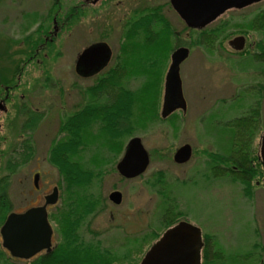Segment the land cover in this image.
Segmentation results:
<instances>
[{"label": "rangeland", "instance_id": "rangeland-1", "mask_svg": "<svg viewBox=\"0 0 264 264\" xmlns=\"http://www.w3.org/2000/svg\"><path fill=\"white\" fill-rule=\"evenodd\" d=\"M148 14L153 17L150 32L156 34L148 46L155 45L157 55L144 65L151 67L158 59L159 93L142 98L153 81L145 74L125 75L121 85L126 91H144L132 114H122L126 121L114 134L103 116L92 110L112 103L119 89L98 97L90 90L128 56H122L128 31ZM263 17L264 1L227 11L206 28L219 34L217 39L213 36V48H208L209 43L196 42L197 32L187 29L170 10L169 0H0V63L4 60L5 66L17 69L4 103L7 111L0 112V181L8 182L11 212L41 203L40 198L57 186L59 202L48 216L54 247L61 244L63 234L53 216L74 208L79 242H98L117 258V264H140L168 226L180 220L201 230L208 260L205 263L201 252L200 264H264V185L258 157L264 132V62L243 60L231 49L227 54L217 46L222 41L226 48V39L244 32L251 35V43L261 42ZM100 41L110 46L111 62L98 76L80 78L73 69L78 54ZM179 46L191 49L180 66L187 110L162 119L164 77L170 53ZM5 96L3 91L0 99ZM220 99L226 102L221 104ZM252 108L259 109L253 113ZM82 110H91V115L84 117L88 127L77 141L78 148L69 152L62 148L64 154L74 152L72 157L80 160L77 185L82 188L70 192L67 179L53 163V150L70 137L61 125ZM36 117L37 128L31 131L23 123ZM132 137L141 139L150 163L144 174L129 181L118 174L116 164ZM184 144L192 147L193 154L187 163L177 165L173 154ZM244 158L251 167L248 189L237 176V160ZM36 170L42 173L39 193L32 185ZM113 191L122 194L119 205L108 199ZM78 199L93 202L92 209L86 211L87 205ZM0 253L4 254L0 264L34 260L12 259L1 236Z\"/></svg>", "mask_w": 264, "mask_h": 264}, {"label": "water", "instance_id": "water-1", "mask_svg": "<svg viewBox=\"0 0 264 264\" xmlns=\"http://www.w3.org/2000/svg\"><path fill=\"white\" fill-rule=\"evenodd\" d=\"M263 0H170V4L182 22L192 29H201L214 22L230 9H243ZM189 50L177 48L170 56V64L164 77L163 97L160 116L166 119L174 112L185 113L186 101L182 90L180 66ZM111 51L106 43H96L84 49L77 57L75 71L78 75L89 77L100 72L110 59ZM259 159H261L264 185V132L259 141ZM189 145L180 147L173 159L177 164H184L191 158ZM149 166V155L139 137L131 138L124 153L116 164L118 174L125 179H134L142 175ZM38 176L35 175L36 184ZM59 191L55 186L45 196L42 206L26 209L23 213L11 212L0 228L2 247L11 258L30 260L38 254L51 252L53 230L48 221L47 206H54L58 201ZM110 203L119 205L122 194L119 191L109 193ZM202 233L199 228L187 222L168 228L164 234L150 246L140 264H200Z\"/></svg>", "mask_w": 264, "mask_h": 264}, {"label": "trees", "instance_id": "trees-1", "mask_svg": "<svg viewBox=\"0 0 264 264\" xmlns=\"http://www.w3.org/2000/svg\"><path fill=\"white\" fill-rule=\"evenodd\" d=\"M154 16L155 20L158 21L157 23H159L161 19L156 14H154ZM151 22H153V17L151 14H148L147 16H142V18L137 21L136 25L133 24L131 26L128 31L129 38L125 40V43L122 45V56H128H125L120 61L121 64L114 66L115 68H113V70H109V72L105 73L104 76L102 75L101 78L98 79V82L94 88H91L95 94L98 92L104 93L111 91L113 88L119 89L117 95L115 96V100L112 103L110 101L108 105L102 107V109L99 108L92 110L94 111V115H102V118L106 120V124L108 123L107 120H109V117L111 116L110 130L114 134H118L122 131V121H126V119L122 117V114H132L131 111L133 109L134 103L137 101V99L140 100V94L143 92V90H140V92L137 93H130L126 91V89L121 85V79L125 75L138 76L140 74L144 75V73L148 74L150 79H153V82L152 86L148 88L149 90L143 92L142 98L145 94L149 95L153 91V94H155V78H159L161 74L159 73L158 68L156 70V64L159 61L158 59H155L151 63V67H145L146 65H144L146 60L151 58L154 59L152 55H155V53L157 55L155 45L148 46L150 42L153 43L152 41H155L154 39H156V34L150 32L149 25ZM262 25H264V19L262 20ZM164 26L170 30V27L166 23H164ZM139 33L142 35H139ZM158 52L160 53V49ZM3 57L5 58V55H3ZM16 73L17 69L14 68L11 70L8 66H5L4 60L3 63H0V92L3 87L11 85L12 81L14 80L13 75ZM150 83L151 80L149 84ZM143 110L144 109H142L140 113H142ZM90 113L91 110H83L82 112H79L69 118L66 121L67 123L64 127H66V130H69L70 137L68 138V141L60 144L59 146H55L53 150V163L59 167L60 173H62L64 179H67L70 192H73L74 188L78 189L82 188V186L77 185L78 180L80 179V160H76V158L72 157V155L75 154L74 152L70 153V156L68 152L71 149L75 151L78 148L77 141L82 135L80 130L82 129L83 133V130H86L85 126L87 125L83 124V122L87 120L84 119V117L90 116ZM62 148L64 151L65 149L68 150V152L64 154ZM237 162L239 168V173L237 176L244 183L245 189H248V182L251 175L249 174V171L251 170V167L247 166L248 160L246 158L242 160L239 159ZM84 174L89 176V173L84 172ZM7 186V181H0V225L3 224L8 213H11L10 201L7 198ZM78 200L84 203V205H87L86 211H90L94 205L93 202H86L84 200L82 201V199ZM75 206L76 205H74V207ZM53 218H56L58 225L62 227L63 241L61 244L58 243L55 247L53 246L52 252L43 253L33 258L34 260L27 264H117V258L112 255L111 252L103 249L98 242L95 244L89 243L88 245L85 243L83 244V242H79V238L75 232L79 222L78 209L77 214L74 208H70L66 211L63 210L58 214V216H53ZM172 225L173 224L169 225L168 228ZM207 254V251L203 252L204 259L206 260L205 263L208 260ZM3 255V253H0V258L3 257Z\"/></svg>", "mask_w": 264, "mask_h": 264}, {"label": "flooded vegetation", "instance_id": "flooded-vegetation-1", "mask_svg": "<svg viewBox=\"0 0 264 264\" xmlns=\"http://www.w3.org/2000/svg\"><path fill=\"white\" fill-rule=\"evenodd\" d=\"M264 1V0H263ZM263 1H261V2H263ZM261 2H258V3H255V4H252V5H256V4H259V3H261ZM252 5H250V6H252ZM250 6H248V7H250ZM169 8H170V10H172L173 12H174V9H173V7L171 6V4H170V0H169ZM246 8V7H245ZM245 8H243V9H245ZM243 9H237V10H243ZM230 10H236V9H230ZM230 10H228V11H230ZM227 12V11H226ZM226 12H224L220 17H222ZM175 13V15L179 18V16L177 15V13L176 12H174ZM157 15V14H156ZM147 16V15H146ZM219 18V17H218ZM217 18V19H218ZM180 19V18H179ZM181 20V19H180ZM182 21V20H181ZM216 21V20H215ZM169 27H171L170 26V24H168V22L166 21L165 22ZM213 23V22H212ZM184 24V23H183ZM210 25V24H209ZM209 25H207L206 27H204V28H201V29H192V28H188L185 24H184V26L187 28V29H189L190 31H192V32H194V33H196L197 34V37H198V41H196V42H200V43H209L208 44V48H213V46H214V39H213V36L214 37H216V39H217V37L219 36V34H218V36L213 32V31H211V30H206V28L209 26ZM262 28H263V30H264V25H262ZM221 32H222V29H220V31L219 32H217V33H220L221 34ZM264 32V31H263ZM49 33V32H48ZM223 33V32H222ZM251 35H248L246 32H244V33H241V34H236V35H231L230 36V39L228 38V39H226V48H225V45L223 44V42L222 41H220V42H218V44H217V46H218V48H221L222 49V52L224 51V53L226 52H228L227 51V49L229 48V49H231L232 51H233V53H235V54H237L238 55V57L239 58H242L243 60H250L251 62H253V63H257V64H259V63H261V62H264V40H262L261 42H253V43H251L250 41H251ZM47 39V37L45 36V39H44V41ZM264 39V38H263ZM193 41H195V40H193ZM101 42V41H100ZM96 43H99V42H96ZM96 43H93V44H96ZM102 43H106V42H102ZM33 44V42L31 41V45ZM45 44V43H44ZM92 44V45H93ZM107 44V43H106ZM31 45L29 46V47H31ZM92 45H89V46H92ZM108 45V44H107ZM89 46H87V47H89ZM109 46V45H108ZM86 47V48H87ZM180 47H185V46H179V47H177V48H180ZM85 48V49H86ZM109 48H110V46H109ZM176 48V49H177ZM185 48H187L188 50H189V54H188V57H187V59L189 58V56H190V52H191V49H190V47H185ZM176 49H174L175 51H176ZM84 50V49H83ZM82 50V51H83ZM173 50V51H174ZM257 51L256 53L254 52V51ZM81 51V52H82ZM110 51H111V56H110V59H109V61H108V63H107V65L105 66V67H103V69L100 71V72H98V73H96V74H94V75H91V76H89V77H83L84 79L85 78H92V77H95V76H98L108 65H109V63L111 62V58H112V50H111V48H110ZM80 52V53H81ZM171 54V53H170ZM228 54V53H227ZM79 55V54H78ZM171 56V55H170ZM78 57V56H77ZM77 59V58H76ZM75 62H76V60H75ZM74 69V68H73ZM75 70V69H74ZM75 73L77 74V72L75 71ZM145 74V76L146 77H149L148 76V74H146V73H144ZM77 76H79L80 78H82L80 75H78L77 74ZM101 77V76H100ZM82 78V79H83ZM161 74H160V77L158 78V77H156L155 78V82L154 83H156V88H155V94H157V93H159V84H160V81H161ZM151 80H153V79H151ZM147 83L148 82H146V85H147ZM163 86H164V84H163ZM12 87H14V85L13 84H11V85H7V86H5V87H3V89L1 90V92H0V96H2V94H3V91L5 92V94H6V96L3 98V99H0V112L1 111H7V109H6V105L4 104V103H6L7 101H8V97H9V95H8V93H9V91L12 89ZM147 87V86H146ZM148 88H146L145 90H147ZM144 91V90H143ZM90 92H91V94H93V95H97L96 97H98L99 95H98V93H100V92H98V93H94L93 92V90H90ZM131 93V92H130ZM134 93V92H133ZM163 97V96H162ZM242 99V98H241ZM240 99V100H241ZM186 101V100H185ZM220 103L221 104H224L226 101L224 100V99H220ZM161 105H162V103H161ZM186 105H187V102H186ZM219 106H220V104H219ZM219 106H217V107H219ZM238 107L240 106V105H237ZM257 106V105H256ZM259 106V105H258ZM257 106V107H258ZM214 107H216V106H214ZM223 107H226V106H224L223 105ZM236 107V106H235ZM259 108H252V109H250V111L251 112H253V113H255V111L256 110H258ZM187 110V109H186ZM83 111V110H82ZM82 111H80V112H82ZM179 111H181V110H178V111H176V112H179ZM186 112V111H185ZM175 113V112H174ZM184 113V112H183ZM172 115V114H171ZM170 115V116H171ZM42 118V117H41ZM37 120H39V119H37V117L36 118H30V120L29 121H26L25 123H23V124H26V127L29 129V130H34V129H36L37 128ZM242 122H243V120H242ZM242 122L240 121H238L237 122V124H242ZM237 124H235L236 126H237ZM66 124L64 123L63 125H61V129L62 130H66L65 128L66 127H64ZM108 125H109V130L111 129V116L109 117V120H108ZM234 125V126H235ZM85 127H88V125H86ZM84 128V127H83ZM34 133V132H33ZM80 133L82 134V129L80 130ZM133 138V137H132ZM140 139V138H139ZM259 139H260V137H259ZM130 140V139H129ZM128 140V141H129ZM109 141H110V144H111V139H109ZM185 145H189V144H184L183 146H185ZM190 146V145H189ZM180 147H182V146H180ZM179 147V148H180ZM178 148V149H179ZM177 149V150H178ZM125 150V149H124ZM176 150V151H177ZM191 150H192V154H193V149H192V147H191ZM175 151V152H176ZM175 154V153H174ZM174 154H173V156H174ZM192 154H191V156H192ZM259 157V156H258ZM191 159V158H190ZM189 159V160H190ZM260 161H261V159H259ZM173 161H174V159H173ZM149 163H150V159H149ZM174 163H175V161H174ZM187 163V162H186ZM261 163V162H260ZM175 164H177V163H175ZM185 164V163H184ZM177 165H182V164H177ZM262 166V165H261ZM146 172V171H145ZM144 172V173H145ZM143 173V174H144ZM35 175L36 176H38V180H37V182H36V184H35V182H34V178H35ZM32 176V185H33V188H34V190H33V192L35 193H39V192H42L43 191V188H42V186H40L41 184H40V182H41V180H42V173H41V171H39V170H36V171H34V173L31 175ZM141 176V175H140ZM137 178V177H136ZM125 179V178H124ZM135 179V178H134ZM127 180H129V179H127ZM130 181V180H129ZM55 187V186H54ZM57 187V186H56ZM58 188V187H57ZM51 191H52V189H51ZM51 191L50 192H47L46 194H44L43 196H42V198H40V200L42 199V202L40 203V202H37V204H34L33 206H31V207H29V208H32V207H37V206H42L43 204H44V202H45V196H47L48 194H50L51 193ZM58 191H59V189H58ZM58 195V201H57V203H56V205H58V202H59V194H57ZM56 205H54V206H56ZM54 206H47V213H48V216H49V210L52 208V207H54ZM28 208V209H29ZM27 209V208H26ZM26 210H24V211H21V212H14V213H23V212H25ZM48 221H49V217H48ZM182 221H184L185 222V220H180V221H178L177 223H175L174 225H176V224H178L179 222H182ZM187 222V221H186ZM49 223H50V221H49ZM188 223V222H187ZM190 224V223H189ZM50 225H51V223H50ZM51 227V226H50ZM52 230H53V228H52ZM202 242H203V245H202V248H201V252H204V250H205V247H206V243H205V241L203 240V236H202ZM52 247H53V236H52ZM52 247H50L52 250H53V248ZM52 250H51V252H52ZM8 252V251H7ZM42 253H46V251H43ZM42 253H40V254H42ZM39 254V255H40ZM38 256V255H37ZM37 256H35V257H37ZM34 257V258H35ZM12 259H14V258H12ZM33 259V258H32ZM14 260H18V259H14ZM20 261H25V260H20Z\"/></svg>", "mask_w": 264, "mask_h": 264}]
</instances>
